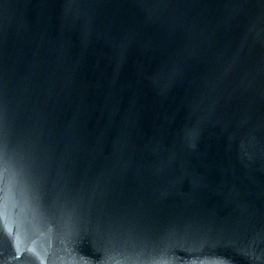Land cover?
<instances>
[{
    "label": "water",
    "instance_id": "water-1",
    "mask_svg": "<svg viewBox=\"0 0 264 264\" xmlns=\"http://www.w3.org/2000/svg\"><path fill=\"white\" fill-rule=\"evenodd\" d=\"M47 0H0V86Z\"/></svg>",
    "mask_w": 264,
    "mask_h": 264
}]
</instances>
